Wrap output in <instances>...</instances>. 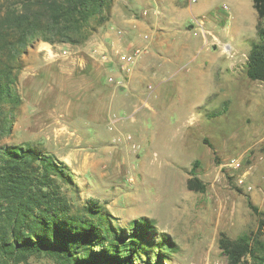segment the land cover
I'll return each instance as SVG.
<instances>
[{"label": "rangeland", "instance_id": "374dc122", "mask_svg": "<svg viewBox=\"0 0 264 264\" xmlns=\"http://www.w3.org/2000/svg\"><path fill=\"white\" fill-rule=\"evenodd\" d=\"M116 1L139 19L136 0H113L111 12ZM169 1L190 3L192 14H173L164 36L170 61L161 77L149 74L135 88L109 83L97 62L78 65L102 41L98 29L87 45L30 46L18 82L22 103L2 143L29 142L64 162L73 180L68 198L80 206L93 200L117 229L134 225L151 245L164 242L163 264H229L221 234L233 240L257 231L248 201L264 211V82L244 73L256 28L247 11L237 14L233 0ZM200 7L207 9L197 13ZM215 13L227 32L216 28ZM258 22L264 26V19ZM218 30L220 42L212 35ZM231 157L251 167V190L238 186L224 165ZM191 172L203 191L187 189ZM20 264L54 263L32 256ZM240 264L254 262L246 256Z\"/></svg>", "mask_w": 264, "mask_h": 264}, {"label": "trees", "instance_id": "16d2710c", "mask_svg": "<svg viewBox=\"0 0 264 264\" xmlns=\"http://www.w3.org/2000/svg\"><path fill=\"white\" fill-rule=\"evenodd\" d=\"M258 20L264 0H252ZM113 0H0V264L26 263L32 256L54 264H163L165 243L151 245L134 225L117 229L93 200L78 205L66 190L73 180L67 165L29 142L2 143L13 131L22 103L18 90L23 55L37 41L78 46L109 19ZM246 57L244 73L264 82V26ZM188 190L205 184L191 172ZM258 229L236 239L221 234L219 248L229 264L249 256L264 264V211L251 201ZM263 230V231H261ZM263 233V234H262Z\"/></svg>", "mask_w": 264, "mask_h": 264}, {"label": "crops", "instance_id": "0c3cea01", "mask_svg": "<svg viewBox=\"0 0 264 264\" xmlns=\"http://www.w3.org/2000/svg\"><path fill=\"white\" fill-rule=\"evenodd\" d=\"M233 1L234 10L237 12V14H239L240 11H243V13L247 11L250 15V22L255 24L254 26L256 27L258 17L253 5V1L250 0V2H248L247 0H240L241 3H238L237 0ZM136 3L137 5H139V9L137 10V13L139 14V19L133 17L131 13L129 14L128 8L124 7V2L122 3L116 1V3H114L113 5L110 19L103 26L98 28L97 34L102 38V41L98 42L96 49L88 50L87 54L89 56L87 55L84 57H78V65L81 68L86 69V67L88 66V62H97L100 65L101 63L99 61V53L104 50L105 43L108 45L115 46L122 45L123 48L124 46H134L138 42L140 44H145V42L143 41L146 40L142 39V35L146 34L148 36V41H146L147 43L144 46H140L143 47V51L140 55V58L133 66L130 73L125 75V86H128L129 88H135L137 87V85L140 86L142 79L145 80L146 77L148 78L149 74L156 75L157 72L160 71L158 77L162 76L161 72H163L165 65H167V63L170 61L171 58L169 57L172 56L169 50V43H167L164 38V36L169 35L167 25L173 23V20L175 18L173 14H175L176 12H180L179 9H186L192 14V7L190 3L186 4L185 6H182L177 1L171 3V1L169 0H149L148 2H145V0H136ZM143 4L145 6L150 5V9H148L150 11V14L149 16H146L145 19L143 16H141V11L145 9V6ZM250 5H252V7L254 8L255 14L252 12V10H250ZM241 6H243V8ZM206 9L207 7H200L197 13H201ZM212 13L214 12L212 11ZM221 19V15L215 13V21L213 22L215 23L217 29L221 27L227 32V22H223ZM244 23L245 20L240 19V26L244 25ZM116 29L122 30L123 35L118 36V34L116 33ZM219 33L220 31L218 30L216 34H212L216 42H220L218 38ZM88 42H90V39L86 41L84 45H87ZM60 45H62V48L72 46L69 44ZM151 45L155 49H151ZM216 50H218V48ZM223 50L227 51L226 49ZM66 52L67 53L64 54V58L69 56V52ZM74 61V59H71L69 62L74 63ZM63 64L67 65V63ZM162 66L163 68L161 69ZM106 69L108 74L114 73V75L118 77L121 75L116 70L113 72L110 68Z\"/></svg>", "mask_w": 264, "mask_h": 264}, {"label": "built area", "instance_id": "2783aa9c", "mask_svg": "<svg viewBox=\"0 0 264 264\" xmlns=\"http://www.w3.org/2000/svg\"><path fill=\"white\" fill-rule=\"evenodd\" d=\"M226 7L224 6L223 9ZM148 14L147 9L141 11V16L145 17ZM200 25H203L202 20L199 22ZM118 36L123 35V31L116 29ZM143 40H147L148 36L146 34L142 35ZM96 49V48H95ZM143 49L139 46H127L124 48L121 46L111 45L110 48H104L103 51L99 53V61L101 65H104L105 68H110L113 72L116 70L121 75L118 77L113 74H109L107 81L111 84H114L118 87H124L126 84L125 75L130 73L133 66L136 64ZM67 52L64 51L63 54ZM228 167L234 176L235 183L244 187L248 190L252 189V186L248 183L247 175L250 173L251 167L245 168L243 162L236 157L229 158L225 164Z\"/></svg>", "mask_w": 264, "mask_h": 264}]
</instances>
